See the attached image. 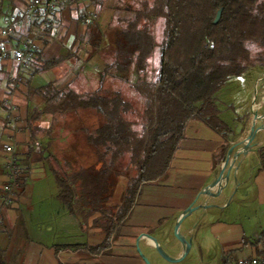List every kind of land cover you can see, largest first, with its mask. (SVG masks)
Returning a JSON list of instances; mask_svg holds the SVG:
<instances>
[{
	"label": "trees",
	"instance_id": "16d2710c",
	"mask_svg": "<svg viewBox=\"0 0 264 264\" xmlns=\"http://www.w3.org/2000/svg\"><path fill=\"white\" fill-rule=\"evenodd\" d=\"M91 1L99 8L103 6V0ZM219 11L220 19L215 23ZM142 17L141 11L120 20L122 27L116 31L118 75L139 102L128 99L120 85L104 92L79 94L48 84L40 89L46 101L44 111L29 114V126L49 112L56 115L84 110L101 119L97 127L85 129L86 143L95 151L100 170L91 167L70 177L55 170V177L70 213H82L87 221L94 217L92 226L102 230L104 239L96 245L55 246L57 252L83 248L90 253H109L142 187L165 178L189 121L200 120L225 137L218 155L224 159L234 138L220 117L216 95L231 78L244 75L252 66H264V0H154L152 20H166L155 82L147 80L155 39L150 24L139 27ZM94 34L100 37L98 30ZM93 35L90 39L94 40ZM62 58L43 61L34 73L59 66ZM131 70L134 75L129 74ZM136 117L142 120L140 130ZM259 155L264 165V147ZM122 176L128 178V185L121 203L110 209L107 202ZM81 197L87 202H80ZM18 226L25 232L22 219ZM24 238L29 241L27 233ZM23 262L22 250L0 246V264Z\"/></svg>",
	"mask_w": 264,
	"mask_h": 264
},
{
	"label": "crops",
	"instance_id": "0c3cea01",
	"mask_svg": "<svg viewBox=\"0 0 264 264\" xmlns=\"http://www.w3.org/2000/svg\"><path fill=\"white\" fill-rule=\"evenodd\" d=\"M25 1L0 0V29L6 18L17 13ZM87 7L85 1H80L76 7L66 4L60 7L54 25L47 29L43 48L28 71H19L13 60L0 63V246L12 251L22 250L23 264H146L141 253L151 255L157 263V249L154 241L147 235L164 246L175 234V227L184 212L196 202L195 205H204L207 209L197 210L183 220L179 228L182 235L195 238L210 234L223 248L242 249L244 252L249 251L250 254L246 256L253 255L254 240L247 236L245 225L236 220H228L223 214H217L224 213L220 210L229 208L233 201L238 204L248 202L257 206L256 213L264 220V165L259 155L264 143L259 145L261 148L244 154L238 163L229 165V180H225L220 188H213L208 196L202 195L214 183L225 162L226 155L222 160L218 157L225 137L196 119L187 123L184 137L179 142L165 178L142 187L137 203L119 234L113 239L109 253H90L83 248L61 249L57 252L55 246L75 244H58L33 237L35 217L41 221L40 231H35L37 237L49 234V229L42 224V221L47 220L48 214L65 219L73 226L78 224V219L70 211L63 214L64 203L55 170H63L59 168L62 165H66L69 170L70 156L76 157V162L79 163L77 167H81L80 156L84 154V147L81 148L80 144L73 147L70 144L71 132L69 125L64 123L63 114L42 113L33 126H29V114L33 110L44 111L46 101L40 92L43 86L53 84L57 90H62L75 78L78 67L84 69L89 66L85 52L77 49H80L79 45L83 40L92 45L89 36L99 30L100 16L85 28L83 23ZM30 28L31 25L25 20L9 45L22 42ZM55 57H63L59 66L34 73L43 61ZM18 74L22 76V82L13 87L11 80ZM129 74L134 75L135 71L131 70ZM261 78L262 76L258 80ZM97 89L100 91L101 86L93 87V92ZM12 112L19 117V132L6 129L7 119ZM10 134L16 140V149L26 170V177L16 207L2 209L1 188L7 180L3 146ZM50 204L53 211L47 207ZM21 219L25 222V232L18 226ZM259 229V235H262L264 227L260 225ZM60 230L64 234L69 232L64 227ZM90 231L95 234L101 232L96 228ZM26 233L28 242L24 241ZM255 235H258V231ZM99 243L101 240L90 245ZM203 245L206 246L207 243L204 242ZM196 246L194 241L193 249ZM199 249L202 250L200 247ZM168 253L175 260L183 255L184 250L178 245Z\"/></svg>",
	"mask_w": 264,
	"mask_h": 264
},
{
	"label": "rangeland",
	"instance_id": "374dc122",
	"mask_svg": "<svg viewBox=\"0 0 264 264\" xmlns=\"http://www.w3.org/2000/svg\"><path fill=\"white\" fill-rule=\"evenodd\" d=\"M83 2L85 0H82ZM147 4L145 0H103V6L99 8L96 4H93L91 0L85 1L89 7L96 10L98 14V19L100 16V22L98 27V32L100 33V37L93 36L94 40L89 36V40L92 42H96V46L93 47L90 44H86L87 42L83 40L80 49L85 52L86 62L89 66H85L84 69L82 67H78L75 72V78L66 86V88H70L76 93L79 94H87L93 92V87H97V85L101 86V91L109 89L110 86L114 89L117 86L123 87L125 90L126 97L133 101L139 102L136 98V95L129 89L128 85H124L123 81H121V76L118 75V67L116 65L117 61V43H116V31L117 28H121L119 24H121L122 19H128V17L132 18L135 13H139L142 11L143 20H140L139 27L144 24H150L151 30L155 39V48L153 55L149 61L147 80L150 82H155L159 73H160V63H161V52H162V43L164 38V30L166 28V20L161 17L157 18L154 21L151 18V12L153 10L154 0H147ZM63 5V3H62ZM60 9V8H59ZM56 18V16H55ZM119 20V21H118ZM118 21V22H117ZM84 24V23H83ZM125 28V27H124ZM97 29V28H96ZM89 35V33H88ZM99 37V38H97ZM88 39V37H87ZM85 44V45H84ZM86 69V70H85ZM262 76L264 77V66L255 65L248 69V71L239 77L231 78L225 86H223L220 91L216 95V103L220 110L221 119L229 126L228 134L234 138V143L231 144V147L239 143L244 139L249 131V127L253 121V115L256 113V109L258 110L259 115L264 117V79H262L256 87H254L255 83L258 82V78ZM130 79V78H129ZM100 83V84H98ZM98 90V89H97ZM96 90V91H97ZM254 103L257 105L254 106ZM64 123L69 125L70 128V144L73 147H77L80 144V147L83 148L84 154L80 156V166H78V162H76V157L70 156L69 162V170L66 165H62L63 170H57L61 172L66 177H70L72 173H76L77 171L89 170L91 167H96L98 170L101 168V163L96 166L97 157L95 155V151L86 143L85 140V129L95 128L100 125L99 120L100 117L91 114L90 111L80 110L77 112H70L68 114H63ZM135 116V115H134ZM132 118V117H130ZM95 119V121H94ZM78 120V121H77ZM94 121V122H93ZM138 124V129H141L142 120L139 117H136L134 120ZM261 124H264V118L262 122L257 123V127ZM7 129V127H6ZM264 131H260L252 143V150L259 147L261 143H264ZM75 134V135H74ZM80 137L77 139L76 135ZM263 141V142H262ZM8 142V140H7ZM230 147V148H231ZM229 148V149H230ZM228 149V150H229ZM242 150L241 146H237L229 158V165L238 163L237 161L244 155L241 153L237 156L238 151ZM251 150V151H252ZM17 151V149H16ZM18 154V152H17ZM19 156V154H18ZM4 157V154H3ZM5 160V159H4ZM127 165L124 164V167ZM6 167V162H5ZM123 167V168H124ZM58 168V167H57ZM67 168V169H66ZM134 174V168L132 169ZM234 176V175H233ZM26 177V174H25ZM24 177V179H25ZM7 179V177H6ZM6 182V181H5ZM21 182L17 192H16V200L15 206H4L2 202V209H13L18 204L19 193L22 189ZM5 184V183H4ZM3 184V185H4ZM128 185V178L122 176L118 182L115 183V188L112 191L111 198L107 202V206L111 209L114 206H118L121 203V199L125 192V189ZM3 187V186H2ZM2 190V188H1ZM2 193V192H1ZM1 194V200H2ZM87 202L84 197H81V201ZM50 211L52 210L51 204L47 206ZM228 207V206H227ZM257 206H253L248 202L238 204L236 201H233L230 204L229 208H224V210H220L224 213V218L228 220H236V222H241L246 227V234L252 240H255L256 237L260 234V225L264 227V220L258 217L256 211ZM25 209V207H23ZM221 209L223 207L220 206ZM63 214L68 213L69 209L64 205ZM58 211V209L56 210ZM214 212V210H213ZM26 214V210H25ZM75 216V215H74ZM83 216V217H82ZM78 219V224L73 226L72 223L68 222L65 219H61L60 217L53 216L52 214H48L46 216L45 221H42V224L46 225V228L49 229V234L42 237H37L35 231L39 230V225H41V221H39L36 217L33 220L34 225V235L35 238H41L43 240H50L53 243L58 244H94L104 239V235L102 230L100 229V234L93 233L92 230L94 227L92 226L93 218L87 221L84 218V215L80 213L79 216H75ZM73 220V217H71ZM2 223V217H0V224ZM62 227L69 229L67 234H64ZM258 231V235L255 233ZM193 239L194 236H191ZM194 241L196 242V248L193 249ZM192 241V246L187 255L179 262H173L166 259L158 250H156L157 255V263L154 261L151 255H144L150 264H223V262H231L237 260L241 257L246 256V254H250L249 251H243L242 249H232V248H223L219 242L213 237V235L206 234L200 235L194 238ZM206 242L207 245H203ZM24 244V243H23ZM180 245L175 236L168 240V242L164 246H160L165 255L169 258V251H173ZM181 246V245H180ZM203 246V248H202ZM199 247L202 249L200 251ZM242 250V251H241Z\"/></svg>",
	"mask_w": 264,
	"mask_h": 264
},
{
	"label": "built area",
	"instance_id": "2783aa9c",
	"mask_svg": "<svg viewBox=\"0 0 264 264\" xmlns=\"http://www.w3.org/2000/svg\"><path fill=\"white\" fill-rule=\"evenodd\" d=\"M80 1L82 0H26L17 13L10 14L6 18L4 26L0 29V63L13 60L19 71L25 72L31 69L34 59L43 48L47 29L54 25L55 16L62 3L69 7H76ZM25 20L31 25L28 34L22 42L9 45L23 27ZM97 20L96 10L88 8L84 15V27L88 28ZM21 82L22 76L18 74L11 80V85L16 87ZM18 121L19 117L14 112L10 113L7 129L19 132ZM12 135L8 136V142L3 146L7 180L2 187V202L7 207L15 206L16 192L26 174L16 151V140ZM253 242L255 246L253 255L241 257L227 264H264V236H257Z\"/></svg>",
	"mask_w": 264,
	"mask_h": 264
},
{
	"label": "water",
	"instance_id": "95a60500",
	"mask_svg": "<svg viewBox=\"0 0 264 264\" xmlns=\"http://www.w3.org/2000/svg\"><path fill=\"white\" fill-rule=\"evenodd\" d=\"M220 15H221V12L219 11L218 15H217V18L215 20V23L218 22V20L220 19ZM264 79L261 78L258 83ZM257 83V84H258ZM256 104L254 103V106ZM257 106V105H256ZM256 113H255V116L253 115V121H252V124L250 126V129L247 133V135L244 137V139L242 141H240L239 143H236L234 144L228 151H227V154H226V159H225V162L223 164V167L218 175V177L215 179L214 183L208 188L206 189L202 195H206L208 196L211 192V190H213V188H220L223 184V182L225 180H229V176H230V171L231 169H229V158L230 156L232 155V153L234 152L235 148L237 146H241L242 147V150L238 151V155H240L241 153L243 154H246L247 152L251 151L252 149V143L254 142L255 138L257 137L258 133L260 131H262L264 129V124H261L260 126L257 127V123L258 122H262L263 118L261 115H259L258 113V110L256 109L255 110ZM262 146L258 147V148H261ZM196 203V202H195ZM195 203H193L183 214V216L181 217V219L178 221L176 227H175V238H176V241L181 245V247L183 248L184 250V253L183 255L179 258V259H171L169 257H167L165 255V253L163 252V250L161 249L160 245L157 243V241L151 237L150 235H147L150 239H152L154 241V244H155V247L156 249L168 260L170 261H173V262H179L181 261L186 255L187 253L189 252V250L191 249V246H192V241L193 239L191 238V236H185V235H182L180 232H179V228L183 222V220L189 216L190 214H192L193 212L197 211V210H200V209H207L206 206L204 205H195ZM140 251V250H139ZM141 253V251H140ZM143 259L145 260L146 264H150V262L147 260V258L141 253Z\"/></svg>",
	"mask_w": 264,
	"mask_h": 264
},
{
	"label": "bare ground",
	"instance_id": "6f19581e",
	"mask_svg": "<svg viewBox=\"0 0 264 264\" xmlns=\"http://www.w3.org/2000/svg\"><path fill=\"white\" fill-rule=\"evenodd\" d=\"M262 131H264V129Z\"/></svg>",
	"mask_w": 264,
	"mask_h": 264
}]
</instances>
